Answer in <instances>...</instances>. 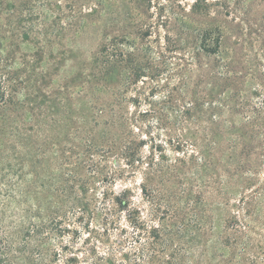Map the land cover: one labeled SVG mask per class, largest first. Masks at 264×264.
Listing matches in <instances>:
<instances>
[{
  "label": "rangeland",
  "instance_id": "obj_1",
  "mask_svg": "<svg viewBox=\"0 0 264 264\" xmlns=\"http://www.w3.org/2000/svg\"><path fill=\"white\" fill-rule=\"evenodd\" d=\"M32 1L36 7L28 23L39 35L29 47L34 50L37 41H41L44 47L40 62L44 67L57 66L51 82L54 87L63 80L73 81L78 69L90 62L103 32L128 35L124 47L133 53L145 74L119 89L122 101L117 113L121 120L116 126L117 133L110 138L114 146L94 155L95 173L91 168H83L81 174V178L89 179L85 204L62 210L50 221L47 215L54 210V202L49 207L50 197L39 193L37 186L30 192H24L26 187L22 186V193L0 189V264H109L104 257L110 249L115 264H120L119 243L125 234L139 231L131 226L134 218L145 222V228L150 225L161 228V239L166 238L167 249L159 255L166 257L176 251L178 264H242L245 242L258 250L259 259H264V192L258 195L254 208L245 210V205L242 207L239 202L241 195L247 197L264 184V158L256 162L259 169L255 184L247 189L239 186L236 177L229 179L224 175L226 162L221 161L218 152L221 140L220 147H214L207 139L205 129L211 126L209 137L214 129V124L207 120L208 113L204 119H197L195 113L185 121L168 98L179 84L174 63L183 51L164 52V39L171 29L161 23L159 15H168L174 2L188 9L194 0H138V8L129 0ZM206 2L209 7L204 14L192 17L190 31L195 34L208 30L213 38L220 33L221 44L218 50L200 52L202 62L207 64L202 72L193 70L186 74L190 77L188 91L199 95L201 89L207 91V83L212 81V74L221 71L223 60L237 69L245 89H252L257 75L264 79V0ZM91 7H97L98 14L83 16ZM143 32L148 35L141 38ZM190 65L194 68L193 63ZM199 75L202 78H197ZM196 82L199 85L195 87ZM70 91L75 95L71 86ZM258 99H254L255 103ZM73 102L79 103L76 99ZM77 107L68 110L72 114L68 123L71 130ZM225 117L226 114L223 115L226 120ZM246 118L247 115L236 116V125ZM211 119L220 121L221 113ZM125 133L128 135L124 136ZM112 136L109 133L108 137ZM227 139L232 140L230 136ZM125 145L134 151L132 158L120 153ZM202 155L212 158L213 170L202 166ZM58 162L48 167L54 169ZM150 162L172 165L170 168L175 165L179 170L173 174L164 169L160 177L148 173ZM27 174L26 180L33 181L32 173ZM142 182L147 185L146 194L154 190L160 196L159 201L168 199L170 212L166 214L162 206L149 202L141 192ZM123 189L130 191L129 212L118 211L102 195L106 190L116 193ZM234 219L243 223L239 229L247 234L237 235L232 228L236 225Z\"/></svg>",
  "mask_w": 264,
  "mask_h": 264
},
{
  "label": "trees",
  "instance_id": "obj_2",
  "mask_svg": "<svg viewBox=\"0 0 264 264\" xmlns=\"http://www.w3.org/2000/svg\"><path fill=\"white\" fill-rule=\"evenodd\" d=\"M129 2L138 8V0ZM35 4L32 0H0V189L4 187L3 190L7 192L22 193V186L26 187L24 192H30L37 186L39 193L50 197L47 200L49 207L54 202V210L47 215L51 221L62 210L86 203L89 179L81 178L83 168H91L95 173L94 155L110 151L114 146V140L110 138L117 133L116 126L121 120L117 113L122 101L119 89L125 84L135 83L145 71L138 66L131 55L133 53L124 47L128 43V35L103 32L97 49L90 55V62L78 69L73 81L63 80L61 85L54 87L51 82L57 66L53 67L54 70L52 67H44L40 62L44 47L41 41H37L36 48L33 45L34 50L29 47L33 44L31 40L39 35L33 30L32 23H28L32 19L31 14H34ZM97 6L102 7L100 2ZM208 7L206 0H194L188 9L174 2L168 15H159L161 23L168 24L171 29V34L168 29L162 49L167 53L183 51L174 63V73L179 76V84L168 98L185 121L190 120L195 113L197 119H204L208 113L207 120L214 124V129L212 137H209L212 129L210 125L205 129V134L214 147H220L221 140V150L218 152L221 161L226 162L224 175L229 179L236 177L239 186L247 189L257 180V160L262 161L264 158V79L261 74L257 75L254 78L256 86L247 90L237 69L223 60L221 71L212 74V81L207 83V91L201 89L202 95L188 91L187 79L190 77L186 74L193 70L202 72L203 66L207 64L202 62L200 52L218 50L221 44L220 33L213 38L208 30H200L195 34L190 31L192 17L204 14ZM98 12L97 7H91L83 16ZM145 35L148 33H141V38ZM160 54L163 55L162 52ZM190 63L194 64V68L189 66ZM197 78L202 77L199 75ZM197 85L199 82L194 84L195 87ZM70 86L75 95L70 91ZM257 97L260 101L255 103ZM73 99L79 103L73 102ZM75 107L77 115L74 129L71 130L68 123L72 120V114L68 110H74ZM218 113H221L220 121L211 119ZM239 115H247V118L236 125L235 117ZM109 133L113 136L108 137ZM229 136L231 141L227 139ZM106 146L108 149L105 150ZM119 151L125 158L134 156V151H130L126 145ZM211 159L202 155V166L213 170ZM57 161L54 169L48 167ZM171 166L150 162L148 173L151 171L161 177L164 169H168L176 174L179 167ZM28 172L32 173L31 182L26 180ZM140 188L149 202L162 206L166 214L171 211L168 199L159 201L160 196L154 190L146 194L145 182L140 183ZM261 192H264V184L253 189L247 197L241 195L240 205H245V210L256 207ZM102 195L108 197V203L120 212H129L132 207L128 189L116 193L106 190ZM238 221L233 220L236 224L232 226L234 231L238 236L247 234V231L239 229L243 223ZM130 222L139 231L125 234L119 243L122 251L120 264H178L176 251L168 253L166 257L159 255L167 247L164 244L166 238L161 239L163 233L158 225L145 228L147 224L139 218ZM242 248V264H264V259H259L258 250L251 248L248 242ZM112 253L110 249L104 257L109 264L116 262Z\"/></svg>",
  "mask_w": 264,
  "mask_h": 264
}]
</instances>
